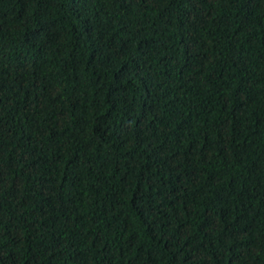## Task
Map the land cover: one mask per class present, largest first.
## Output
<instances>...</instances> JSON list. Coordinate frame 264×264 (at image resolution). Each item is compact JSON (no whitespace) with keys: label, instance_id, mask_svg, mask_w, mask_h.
Returning a JSON list of instances; mask_svg holds the SVG:
<instances>
[{"label":"trees","instance_id":"obj_1","mask_svg":"<svg viewBox=\"0 0 264 264\" xmlns=\"http://www.w3.org/2000/svg\"><path fill=\"white\" fill-rule=\"evenodd\" d=\"M0 264H264V0H0Z\"/></svg>","mask_w":264,"mask_h":264}]
</instances>
